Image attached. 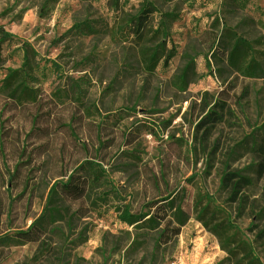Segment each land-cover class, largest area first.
I'll return each instance as SVG.
<instances>
[{
	"label": "rangeland",
	"instance_id": "374dc122",
	"mask_svg": "<svg viewBox=\"0 0 264 264\" xmlns=\"http://www.w3.org/2000/svg\"><path fill=\"white\" fill-rule=\"evenodd\" d=\"M248 3L0 0V264H219L196 218L204 194L264 264V218L251 215L264 174L239 214L219 187L224 162H251L242 145L264 123V72L228 62L233 28L264 71V0ZM215 102L232 116L202 151L195 124ZM175 189L189 219L167 243L118 221Z\"/></svg>",
	"mask_w": 264,
	"mask_h": 264
},
{
	"label": "trees",
	"instance_id": "16d2710c",
	"mask_svg": "<svg viewBox=\"0 0 264 264\" xmlns=\"http://www.w3.org/2000/svg\"><path fill=\"white\" fill-rule=\"evenodd\" d=\"M250 0H224L228 5L239 9H247ZM264 15V5L255 7ZM232 39L228 62L239 66L240 73L245 77H258L263 74L261 63L253 55L252 42L233 28H226ZM232 116L231 110L224 102H215L207 107L204 115L195 124V133H201L199 144L202 151H206L209 139L214 128L227 121ZM244 149L251 155V162L242 168H231L229 163L224 162L219 178V187L226 194V200L236 205V210L241 212L247 204L244 190L252 185L253 176L259 179L264 174V123L261 124L250 138L246 139ZM215 144L207 153L210 155L217 151ZM232 155V154H230ZM208 167L212 164L207 163ZM185 191L175 189L165 196L145 202L141 212L132 213L128 205L123 206L117 215L120 223L132 226L135 230L146 232L156 231L155 246L167 243L176 237L182 226L189 219L183 204L185 203ZM214 199L208 194L200 196L194 206L197 209L196 218L218 240L220 247L225 251L226 257L220 263L227 264H263L250 243L240 237V231L230 220L219 219L218 215L223 212L215 205ZM256 209V212L253 210ZM252 216L264 218V197L261 206H251ZM258 236L264 237V226L258 230ZM219 263V264H220Z\"/></svg>",
	"mask_w": 264,
	"mask_h": 264
},
{
	"label": "built area",
	"instance_id": "2783aa9c",
	"mask_svg": "<svg viewBox=\"0 0 264 264\" xmlns=\"http://www.w3.org/2000/svg\"><path fill=\"white\" fill-rule=\"evenodd\" d=\"M174 263V262H173Z\"/></svg>",
	"mask_w": 264,
	"mask_h": 264
}]
</instances>
